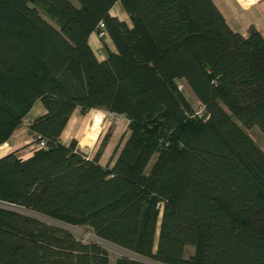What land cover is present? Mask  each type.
Masks as SVG:
<instances>
[{
    "label": "trees",
    "instance_id": "1",
    "mask_svg": "<svg viewBox=\"0 0 264 264\" xmlns=\"http://www.w3.org/2000/svg\"><path fill=\"white\" fill-rule=\"evenodd\" d=\"M77 2L0 0V148L36 100L29 131L46 142L0 156V264L109 263L38 215L159 264H264V152L242 128L264 134V37L233 31L212 0ZM100 22L116 49L102 60L88 43ZM179 79L207 118L191 116ZM77 107L128 120L111 166L61 142Z\"/></svg>",
    "mask_w": 264,
    "mask_h": 264
},
{
    "label": "rangeland",
    "instance_id": "2",
    "mask_svg": "<svg viewBox=\"0 0 264 264\" xmlns=\"http://www.w3.org/2000/svg\"><path fill=\"white\" fill-rule=\"evenodd\" d=\"M71 1L76 6H79V3L77 2V0H71ZM40 12H41V15L49 23H51L52 25L58 28V25L56 24V22L52 18H50L47 14H45L42 9H40ZM110 13L115 16H120L122 14L125 15L124 10L119 3L112 7V9L110 10ZM124 20L126 21L128 25H131L128 16L124 17ZM101 49H102V52L105 53L106 51L105 48L102 47ZM177 84L178 86H180V89L184 93L185 97L191 103L193 109H197L200 102L198 101V99L196 98L195 94L190 89V87L187 85L185 80L179 79L177 81ZM75 115H76V119H75L74 127L79 131V133L77 134L78 148L87 157H90V158H92L97 151L101 150L102 155H103L102 158L100 159L101 164L109 165L111 160L118 153L126 137L128 136V133H129L128 120L126 119V117L123 115H117V114H113V113H110L104 110H99V109L91 110L87 114H81L80 111L77 110L75 112ZM25 120H24V124L26 122ZM237 123L240 124L239 122ZM78 124H79V127H76L78 126ZM242 128L245 131V133L252 139V141L264 152V134L260 131V129L257 126H253L251 128H246L242 126ZM70 131H73V129ZM91 132L94 133L95 135L94 138L91 137ZM24 136L28 137V133L24 132ZM106 136L107 138H106L104 147L101 148V144ZM66 140L69 141L70 139H66ZM28 145L26 144L22 148H20V150H22L21 154L23 156L27 152V150H30L27 147ZM8 152H9V145L7 143L6 146H3L0 148V156ZM155 156L156 154L153 155V157L151 158V161L147 167V170H149V167L154 161ZM38 217H40L42 220H44L47 223L60 224L61 226L71 231L72 234L76 238L82 241H96L99 244H101L108 253V258H109L108 264H115L116 259L120 256L138 257L143 260L149 261L153 264H159V263H155L151 261L150 259L140 257L112 242H109V241H106V240H103L97 237L86 226L61 224L60 222L55 221L43 215H38ZM154 245H156V240H155ZM192 249H193L192 246H189V245L186 246L185 255L187 256L188 254H190L192 252Z\"/></svg>",
    "mask_w": 264,
    "mask_h": 264
},
{
    "label": "crops",
    "instance_id": "3",
    "mask_svg": "<svg viewBox=\"0 0 264 264\" xmlns=\"http://www.w3.org/2000/svg\"><path fill=\"white\" fill-rule=\"evenodd\" d=\"M212 1L215 4V6L218 8V10L220 11L222 16L224 17L227 25L233 31L238 32L243 36H247L249 33V29L251 27H254L257 31L260 32L262 36H264V0H212ZM118 3L119 2L115 3V5ZM124 13L125 15L122 14L117 17L121 20H124V17L128 16L125 11ZM98 30L99 28L96 31H93L90 33L88 37V43L91 49L93 50L94 54L96 55V57L99 60H102L106 58L107 51L115 52L116 49L108 33L105 31L104 36L100 38L97 33ZM102 47L105 48L106 50L105 53L102 52V49H101ZM77 110L80 111L79 107L74 109L73 113L71 114V116L69 117L65 125V128L63 129L60 135V140L64 144H68L73 138L77 139V134L79 133V131L74 127L75 126L74 123L76 119L75 112ZM43 113H45V108L43 104L41 103L40 100H36L34 104L32 105L31 109L29 110V112L27 113V115L25 116V118L15 128L10 139L7 141L9 145V152L16 151L17 155L22 158L29 157L32 154V151L34 150L31 144L33 134L30 133L29 131V125L32 122V120L42 115ZM24 120L26 121L25 124H24ZM76 127H79V124ZM72 129L73 131H70ZM24 132L28 133V137L24 136ZM66 139H70V140L67 141ZM26 144L27 145L29 144L27 147L30 150H27L26 152L27 154L25 153L23 156L21 154L22 150H20V148H22ZM77 147H78V142H77ZM116 155L109 163V166L113 164L114 159L116 158ZM102 156L103 155L101 152V155L98 160L100 164H101L100 159L102 158Z\"/></svg>",
    "mask_w": 264,
    "mask_h": 264
},
{
    "label": "built area",
    "instance_id": "4",
    "mask_svg": "<svg viewBox=\"0 0 264 264\" xmlns=\"http://www.w3.org/2000/svg\"><path fill=\"white\" fill-rule=\"evenodd\" d=\"M98 28L99 30L97 33H98V36L101 38L105 34V30L101 22L99 23ZM191 116H196L199 118H207L208 114L206 113L204 106L201 103H199L198 108L194 109V112ZM31 144H32L33 149H37V148L45 147L46 142L39 134L33 133Z\"/></svg>",
    "mask_w": 264,
    "mask_h": 264
},
{
    "label": "bare ground",
    "instance_id": "5",
    "mask_svg": "<svg viewBox=\"0 0 264 264\" xmlns=\"http://www.w3.org/2000/svg\"><path fill=\"white\" fill-rule=\"evenodd\" d=\"M180 89V88H179Z\"/></svg>",
    "mask_w": 264,
    "mask_h": 264
}]
</instances>
